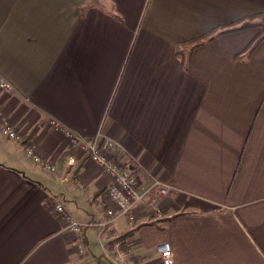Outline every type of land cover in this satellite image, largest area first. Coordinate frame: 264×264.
Returning <instances> with one entry per match:
<instances>
[{"label":"crops","instance_id":"1","mask_svg":"<svg viewBox=\"0 0 264 264\" xmlns=\"http://www.w3.org/2000/svg\"><path fill=\"white\" fill-rule=\"evenodd\" d=\"M256 16L264 0H0V76L13 88L0 116L24 135L0 136V264H115L112 244L130 232L140 264H163L164 243L175 264H264V42L237 58L261 32L219 37L187 68L177 53ZM50 120L113 143L140 188L167 195L148 196L133 223L113 220L109 177ZM57 204L92 225L85 254Z\"/></svg>","mask_w":264,"mask_h":264},{"label":"built area","instance_id":"2","mask_svg":"<svg viewBox=\"0 0 264 264\" xmlns=\"http://www.w3.org/2000/svg\"><path fill=\"white\" fill-rule=\"evenodd\" d=\"M0 76V91L5 94H11L13 88L6 83ZM50 127L52 131L61 133L68 140L69 147L81 155H84L88 160L101 169L107 177H109V185L107 187V202L112 204V207L106 213L113 220L120 215H125L130 222L136 220V209L145 202L146 196L152 195V203L157 204L158 199L167 195L168 190L156 183L151 187V190H143L140 188L137 178L123 165H120L115 158L116 148L113 143H109L107 148H101L95 139L82 138L76 135L73 131L67 130L59 122L50 120ZM0 136L11 141L18 142L23 139V134L18 132L9 120L0 116ZM26 156L38 166V168L49 173H56L58 167L56 164L45 156H41L36 144L28 141L25 146ZM54 211L67 224V228L72 236V244L79 254H85L87 249L84 239V231L92 226L91 224H83L78 222L71 216L61 204L54 207ZM170 244L164 243L158 246L157 251L161 255L163 264H175L172 248ZM126 244L120 240H116L112 244L113 262L115 264H140L137 258L127 250ZM167 253V255H166Z\"/></svg>","mask_w":264,"mask_h":264},{"label":"trees","instance_id":"3","mask_svg":"<svg viewBox=\"0 0 264 264\" xmlns=\"http://www.w3.org/2000/svg\"><path fill=\"white\" fill-rule=\"evenodd\" d=\"M263 16H256V17H250L247 19H243L241 21H238L232 25H227L225 27H219L211 32L207 33L206 35L196 38L186 44H184V47L187 48L186 53H181L180 51H177L178 55L181 54V59L183 61L182 64H184L185 68L188 67L189 62H191L193 50L199 49L200 47L206 46L213 41L217 40L219 37H223L228 34H234L239 33L245 30L253 29V28H260L263 24L259 20H261ZM256 38L249 44L248 48L245 49L243 53L237 56L239 60H245L249 59L254 52L257 50V48L260 47V45L264 42V32L262 31L259 35L255 36ZM132 235V232L127 233L121 237H117V240L122 241L124 244H126V240L128 237Z\"/></svg>","mask_w":264,"mask_h":264},{"label":"rangeland","instance_id":"4","mask_svg":"<svg viewBox=\"0 0 264 264\" xmlns=\"http://www.w3.org/2000/svg\"><path fill=\"white\" fill-rule=\"evenodd\" d=\"M263 20H264V17H263L261 20H259V21L261 22V24H263V25H262L260 28H258V29L256 30L257 33H260V32H262V31L264 32V22H263ZM261 29H262V30H261ZM263 96H264V95H263ZM263 96H262V97H263ZM27 142H28V141H27ZM27 142H26V143H27ZM26 143H25V144H26ZM25 146H26V145H25ZM147 197H148V196H146V198H147ZM146 198H145V199H146ZM148 198H149V197H148ZM145 199H144V200H145ZM154 206H157V205H154Z\"/></svg>","mask_w":264,"mask_h":264},{"label":"snow or ice","instance_id":"5","mask_svg":"<svg viewBox=\"0 0 264 264\" xmlns=\"http://www.w3.org/2000/svg\"><path fill=\"white\" fill-rule=\"evenodd\" d=\"M166 255H167V253H166Z\"/></svg>","mask_w":264,"mask_h":264}]
</instances>
